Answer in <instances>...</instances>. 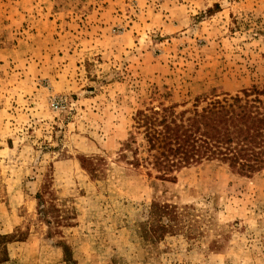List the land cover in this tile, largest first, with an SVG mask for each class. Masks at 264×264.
Segmentation results:
<instances>
[{"label": "rangeland", "instance_id": "rangeland-1", "mask_svg": "<svg viewBox=\"0 0 264 264\" xmlns=\"http://www.w3.org/2000/svg\"><path fill=\"white\" fill-rule=\"evenodd\" d=\"M263 83L264 0H0V235L26 233L4 264H66L60 241L77 264H264V171L121 156L138 110ZM154 203L178 218L148 242Z\"/></svg>", "mask_w": 264, "mask_h": 264}, {"label": "trees", "instance_id": "trees-1", "mask_svg": "<svg viewBox=\"0 0 264 264\" xmlns=\"http://www.w3.org/2000/svg\"><path fill=\"white\" fill-rule=\"evenodd\" d=\"M166 99V98H165ZM166 101H168L166 99ZM182 104L160 102L138 110L134 117V132L123 144L122 159L133 168L155 170L161 180L173 179L184 168L205 162H219L231 171L252 178L264 171V83L229 93L198 97L192 108ZM180 108H183L180 110ZM84 167L96 174L93 160L83 158ZM40 215L51 234L62 226L57 208H46L39 196ZM142 234L146 241L155 242L172 233L178 214L168 204L154 203ZM56 227V228H54ZM59 233V232H58ZM24 232L0 235V264L10 260L8 246L26 239ZM59 246L66 264H77L72 249L63 242Z\"/></svg>", "mask_w": 264, "mask_h": 264}, {"label": "built area", "instance_id": "built-area-1", "mask_svg": "<svg viewBox=\"0 0 264 264\" xmlns=\"http://www.w3.org/2000/svg\"><path fill=\"white\" fill-rule=\"evenodd\" d=\"M66 105V99L63 96L56 95L50 100V107L54 111H61Z\"/></svg>", "mask_w": 264, "mask_h": 264}]
</instances>
